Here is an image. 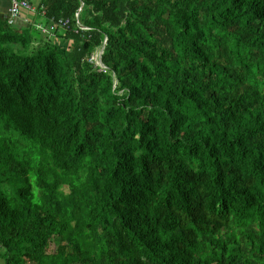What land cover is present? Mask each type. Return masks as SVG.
Instances as JSON below:
<instances>
[{
    "label": "trees",
    "instance_id": "16d2710c",
    "mask_svg": "<svg viewBox=\"0 0 264 264\" xmlns=\"http://www.w3.org/2000/svg\"><path fill=\"white\" fill-rule=\"evenodd\" d=\"M24 1L0 264H264V0Z\"/></svg>",
    "mask_w": 264,
    "mask_h": 264
},
{
    "label": "built area",
    "instance_id": "2783aa9c",
    "mask_svg": "<svg viewBox=\"0 0 264 264\" xmlns=\"http://www.w3.org/2000/svg\"><path fill=\"white\" fill-rule=\"evenodd\" d=\"M23 10L28 11V13L34 12L32 6L28 2H26L24 0H22V1L11 0L10 8L8 9V12L6 14L7 15V23L10 25H13L15 23V21L18 18H20ZM77 16H78V14H77ZM37 28L40 29L43 33H47V34H49L50 32L53 31V25L52 24H50L49 26L37 25ZM90 61L94 62L95 66L101 70H104L106 68L101 62V53L97 52L94 56H92Z\"/></svg>",
    "mask_w": 264,
    "mask_h": 264
},
{
    "label": "crops",
    "instance_id": "0c3cea01",
    "mask_svg": "<svg viewBox=\"0 0 264 264\" xmlns=\"http://www.w3.org/2000/svg\"><path fill=\"white\" fill-rule=\"evenodd\" d=\"M36 1H38V0H36ZM36 1L34 0V2H36ZM10 3H11V0H0V12L2 14L4 13L5 16H7L6 14L8 12V9L10 8ZM34 16H35L34 13L26 12L25 15L21 14V18H18L16 23H17L18 26L26 27V26H28L27 23L31 22L33 20V18H35ZM35 22H41L42 23V21H40V19L35 20ZM49 25H50V23L47 26H49Z\"/></svg>",
    "mask_w": 264,
    "mask_h": 264
},
{
    "label": "clouds",
    "instance_id": "9594fccd",
    "mask_svg": "<svg viewBox=\"0 0 264 264\" xmlns=\"http://www.w3.org/2000/svg\"><path fill=\"white\" fill-rule=\"evenodd\" d=\"M104 44H105V42H104ZM98 53H101V57H102V54H103V48H101L100 50H99V52ZM102 62V61H101ZM103 64V63H102ZM104 65V64H103Z\"/></svg>",
    "mask_w": 264,
    "mask_h": 264
}]
</instances>
